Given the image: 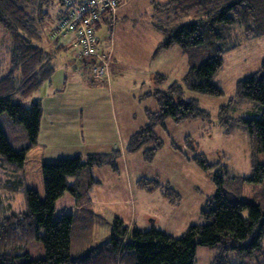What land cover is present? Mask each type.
Wrapping results in <instances>:
<instances>
[{
  "label": "trees",
  "instance_id": "obj_1",
  "mask_svg": "<svg viewBox=\"0 0 264 264\" xmlns=\"http://www.w3.org/2000/svg\"><path fill=\"white\" fill-rule=\"evenodd\" d=\"M56 2L61 12L57 21L51 22L49 9ZM67 11L62 0H0V48L7 55L0 75V115L6 114L24 130L23 138L14 144L0 124V264H193L199 245L220 246L210 264H264V194L260 202L242 200L240 189L226 184L224 165L218 167L195 148L188 150L175 142L172 147L201 171L212 174L215 185V193L207 197L201 209L204 221L191 224L181 236L155 227H130L116 216L104 246L75 252L74 223L82 190L91 199L98 183L91 174L93 168L109 166L119 171L120 150L44 160V198L35 188H25L26 209H13L10 195L20 190L17 174L38 142L43 113L41 99L32 95L54 74L55 55L67 47L60 39L72 38L75 50L79 49L74 32L54 33ZM154 12L155 27L164 36L157 52L177 44L187 53L189 68L181 82L148 93L156 99L158 109L147 113V124L132 135L126 147L128 153L143 151L146 162H151L162 148L155 128L165 127L168 119L176 123L210 120L198 100L186 99L185 93L223 94L214 77L223 65L225 51L237 44L227 45L232 31L238 27L246 37L264 35V0H170L155 3ZM114 14L103 15L96 30L102 22L112 25ZM74 57L90 62L89 57ZM165 78L157 74L154 81L160 85ZM242 100L258 104L261 115L232 118L235 103ZM217 117L225 134L243 125L256 150L264 149V61L257 73L237 83L230 103L219 108ZM240 181L263 185L264 165L256 164L252 176ZM137 185L147 191L160 190L171 203L181 200L169 182L142 178ZM34 244L41 249V256L30 251ZM231 253L237 254L239 262L230 261Z\"/></svg>",
  "mask_w": 264,
  "mask_h": 264
},
{
  "label": "rangeland",
  "instance_id": "obj_2",
  "mask_svg": "<svg viewBox=\"0 0 264 264\" xmlns=\"http://www.w3.org/2000/svg\"><path fill=\"white\" fill-rule=\"evenodd\" d=\"M127 5L128 7L130 6L131 14H133L129 19L122 18L118 20L117 18V20L113 21V25L102 22L101 27L96 30L100 36L110 37L114 43V48L116 47L124 54V67L121 65L116 67V75L111 77V86L109 88L112 91L111 96L109 97V94L107 95L105 90L101 88L98 95H95L92 91V94L89 96H84L82 92L74 90L73 94L76 97L71 96L70 105L78 104L73 101L82 98L83 100L88 99L90 105H92L91 107L94 108L116 107L118 108L119 115L122 117L125 131L126 126L130 125V128L135 127L138 132L147 122L146 111H155L158 108L154 96L148 95L149 92H153L157 87L154 75L163 72L166 76L165 82L160 87L161 89H167L173 83L175 80L173 79L174 73L179 70V67L175 64V60L180 54V47L177 44H172L168 47L169 49L166 48L168 49L166 50L168 52H165L167 54L161 52L158 54L159 52H157L154 55L155 58H152L153 60L150 59L149 65L142 67L146 69H135L132 62L139 59L137 55L145 53L147 48L142 44L146 31V28L142 25L149 24V15L152 12L151 9H148V11H145V16L139 17L135 10L141 12H144V10L138 9L134 2ZM59 8L60 6L57 2L50 7L49 21H57L61 12ZM147 16L148 19L145 18ZM125 22L126 25L122 26ZM155 39L156 43L161 40L159 32L156 34ZM67 40L69 39L62 38L59 40V42L65 44L67 47L66 50H60L56 53L55 65L67 66L70 63L72 66L78 68L79 73H82L83 80L89 84H93L95 89L99 85L105 84L104 82H93L91 80L89 74L90 64L83 65L81 60L73 56L74 42L71 41L68 47ZM235 42L237 43L236 46L225 51L223 54V65L214 77V81L223 90V94L221 96H212L188 90L185 93L186 99L193 98L198 100L200 107L209 113V121L195 119L176 123L172 119H168L165 122V127H156L155 133L163 144L159 150V155L163 156H158V160H154L153 166L142 159L140 161L134 160L140 166H136L134 161L133 164H128L129 162L123 163L120 160L118 170L122 177L117 175L112 177V179L106 174L107 170H104V168L101 170L95 168L93 170L95 175L91 172L101 182L102 188L101 190H96L98 191L96 195L91 194V197H95L93 200L89 196H86L85 189L82 190L83 194L79 208L76 210L74 223L75 234L73 241L75 252H84L91 248L99 249V247L104 246L110 235L111 221L116 216L128 225L132 224L131 222L134 220L137 227L145 229L155 227L176 237L181 236L191 224L202 223L204 221L201 216V209L207 197L215 193L212 174L201 171L183 155H181L182 161L165 156L166 149L172 146V142L180 145L184 144L188 150L195 148L197 153L204 154L210 163H217L218 167L224 165L227 168L226 184L228 186H237H232L231 188L240 189L242 200L260 202V197L264 194V184L241 182L240 178L252 176L256 164L264 165V149L261 151L256 150L255 143L251 142L246 127L243 125L235 126L230 134H225L223 127L218 122L217 115L221 106L230 103L235 94L237 83L261 69V64L264 61V35L246 37L241 28L236 27L232 31L227 45L231 46ZM150 45L152 46L153 44ZM172 47L176 50H173ZM1 49L0 75L4 71L1 69H5L6 66L4 59H7L5 50ZM136 72L139 73L136 80L140 79V81L132 86L131 82ZM57 73L59 75L57 79L61 82L64 77L60 76L64 75L62 74L61 67ZM32 96L34 98L35 93ZM29 101L27 104L30 103ZM124 115L130 116L132 119L129 120L130 122L127 125ZM260 115L261 108L258 104L243 100L236 102L231 112V117L234 119L258 117ZM101 117L102 114L101 116L98 115L97 119L100 120ZM0 124L14 144H16L17 140L23 138V128L14 125L6 114L0 115ZM185 141L188 144H185ZM59 143L62 147H66L58 140L55 142V144ZM50 148L49 146L47 149H39L35 145L32 152L28 155V161L25 163L24 168L19 170L16 179L21 181L20 190L16 194L10 195L14 210L22 211L26 209L25 188H35L41 198H44L45 189L41 160L42 155L50 153ZM137 168H140L138 170V175L141 176L139 180L142 178L152 180L161 176L163 180L169 181L170 185L177 190L181 200L177 203H171L160 196L158 192L153 193L144 189L141 192L137 190V194L131 199L133 201L128 203L124 198L126 194L124 191H121V188L124 187L126 176H132L134 174L132 172L137 171ZM70 181L72 182L73 179H70ZM110 186L118 188V192L113 193L116 194L117 199H112L113 194L109 193ZM7 195V193H3L4 198H7ZM116 202L119 204L116 205ZM33 247H30V251L34 252L33 255L40 254L41 256V249L38 245L34 244ZM35 249H37V252L34 251ZM219 251V245L213 247L199 245L196 247L193 264H210ZM229 258L231 262H239L236 253H231Z\"/></svg>",
  "mask_w": 264,
  "mask_h": 264
},
{
  "label": "crops",
  "instance_id": "obj_3",
  "mask_svg": "<svg viewBox=\"0 0 264 264\" xmlns=\"http://www.w3.org/2000/svg\"><path fill=\"white\" fill-rule=\"evenodd\" d=\"M168 1L170 0H120V5L117 8L115 14L112 16L113 21L117 20V18L118 20L119 19L121 20L122 18L129 19L131 15L133 14H131V11L129 8L130 6L128 7L127 4L131 2H134L137 5L138 9L144 10V12L135 10L138 13L139 17L145 16V11H148V9L149 10L151 9L152 13L149 15L150 17L149 24L142 25L144 28H146L145 36L142 42V44H144V46L147 47L146 51L145 53L141 55H137L139 59L132 62L133 66L137 70L146 69L142 67H147L150 63V59L155 58L154 55L157 54V47L159 43L164 40V36L159 31H157L155 24H154V21H155L154 20V17H155L154 4L155 3L164 4V3H167ZM145 18L148 19V16ZM125 25H126V22L122 26H125ZM100 27H101V24L99 28ZM158 32L161 34V40L158 43H156L155 37ZM97 36L99 38L101 45L108 43V45L106 46H109L107 51H110L111 57L109 61L108 74L103 79H95L91 77L90 70H89V74L93 82L99 81V82H104L105 84L99 85L95 89V86L93 84H89L83 80L82 73H79L78 68H76L75 66H72L69 63L67 66H56L55 65V72L52 75L51 79L47 81L46 83H44L42 87L37 92H35L34 98L41 99L42 109H43L41 122H40V128H39V134H38V142L36 146L39 149H47L49 148V146L53 148V149L50 148V153L46 155H42V160L40 159L42 162L44 160L57 159V158H62V157H70V156H75V155H82L86 157L87 155H90V154H105L113 150L121 151V156L119 157L117 164H119L120 160H122L123 163L129 162L128 164H133L134 160H138V161H140V159H142L143 161L145 160L143 157V151H138L135 153H128L126 150V147L128 145L130 138L132 137L133 134L137 132L135 127L130 128V125H127L130 122L129 120H132L130 116L124 115L125 122L127 125L126 131H125L122 117L119 115V111H117L118 108L116 107H113V108L96 107L94 108V107H91L92 105H90L88 99L83 100L82 98L78 99L77 101L76 100L73 101L74 103H78V104L70 105L71 96H75L73 94L74 90L82 92L84 96H89L90 94H92V91L94 92L95 95H98L99 90L101 88L105 90L107 95L109 94L108 96L110 97L112 94V91L109 90L111 86V77L113 75H116L115 73L116 67L120 65L124 67L125 65L124 64L125 61L123 59L124 54L123 52H120L116 47L114 48V43L112 39L110 37L100 36L98 34ZM68 39L69 40H67L68 41L67 45L72 41V38H68ZM150 44H153V45L151 46ZM172 48L173 50H176L174 49V47ZM168 49H162L164 51L160 50L158 51L159 52L158 54H160V52L161 53L168 52L166 51ZM76 52L77 51L74 48L73 49L74 56H76ZM179 53H180L179 56H177L175 60V64H177V66L179 67L178 68L179 70L174 73L173 79L175 80L173 82H180L182 78L185 76V74L187 73L188 68H189L187 53H185V51H183L181 47L179 49ZM81 63L83 65L87 63L90 64L89 61H81ZM60 67L62 68V74H64V75H60V76H64L61 82L60 80L58 81L57 79L58 78L57 76H59L57 75L58 74L57 72L59 71ZM137 74L139 73L136 72V75H134L133 77V81L131 82L132 86L138 81H140V79L136 80V78H138L139 76ZM157 74L165 76L164 73L162 72V73H156L154 77ZM178 79L180 80L178 81ZM161 86L162 84L157 85L156 88L161 89L160 88ZM113 109H114V113H113ZM149 111H152V110L146 111L147 122H148L147 113ZM101 114L103 118L101 117V119L98 120L97 117L98 115L101 116ZM147 122L145 123V125L147 124ZM57 140L60 141L62 144H64L66 147L65 148L62 147L60 143L55 144ZM145 148H143V150ZM32 149L28 152L27 158H28V155L32 152ZM166 150L167 152L166 154H164L165 156H168L169 158L171 157L175 160L177 159V160L182 161V157H181L182 154L178 152L177 150H175L172 146ZM159 154H160V151L156 153L155 158L151 162H147V163L152 164L153 166L154 160H158L157 159L158 156L159 157L163 156ZM27 161L28 160L26 159V162ZM134 163L136 164V166L137 165L140 166L137 161H134ZM103 168L104 170H107L106 174L110 178L115 177L117 175H119V177H122L119 171L114 172L109 166L96 167V169L98 170H101ZM94 169L95 168L92 169V172ZM139 169L140 168H137V171L135 170V172H132L134 173L132 175L133 177L126 176L124 187L121 188V191H124V193L126 194L124 198L126 201H128V203H130V201H133L131 199L133 198V196L135 197V194H137V190L138 192L144 191V189L138 187L137 185L139 178L141 177L138 175ZM156 178L162 183L169 182L167 180H163L161 176L156 177ZM101 188H102V184L101 182L98 181V183L93 187L91 194L96 195V192H98L96 190L97 189L101 190ZM116 192H118L117 187L116 188L113 186L109 187L110 194H113ZM149 192H153V193L158 192L160 196L164 197L160 190H154V191H149ZM91 199L93 200L95 199V197H91ZM112 199H117L116 194H113ZM134 202H135V198H134ZM118 204L119 203L116 202V205ZM131 223L132 224H130L129 226H135L134 220H132Z\"/></svg>",
  "mask_w": 264,
  "mask_h": 264
},
{
  "label": "built area",
  "instance_id": "obj_4",
  "mask_svg": "<svg viewBox=\"0 0 264 264\" xmlns=\"http://www.w3.org/2000/svg\"><path fill=\"white\" fill-rule=\"evenodd\" d=\"M68 11L60 19L54 33L74 32L77 38L79 57L90 58L91 76L103 79L108 74L110 51L108 43L100 44L96 35V24L105 14H114L120 5V0H62ZM101 51V52H100Z\"/></svg>",
  "mask_w": 264,
  "mask_h": 264
}]
</instances>
